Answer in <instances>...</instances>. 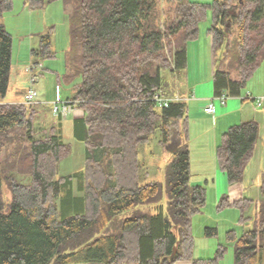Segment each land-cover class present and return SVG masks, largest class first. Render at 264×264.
Instances as JSON below:
<instances>
[{"label":"trees","instance_id":"16d2710c","mask_svg":"<svg viewBox=\"0 0 264 264\" xmlns=\"http://www.w3.org/2000/svg\"><path fill=\"white\" fill-rule=\"evenodd\" d=\"M50 1L29 3L40 7ZM75 2L78 24L72 35L78 41L81 80L67 100L83 112L72 120V134L84 143V168L58 176L60 162L71 153L62 138L60 117L57 126L44 129L43 137L36 138L37 102H0V148L16 141L13 159L20 155L18 147L30 158L22 170L16 160L11 166L16 173L29 175L28 184L0 169V264H173L191 259V217L204 205L206 194L202 186L190 183L187 106L183 99L159 107L154 98L175 93L164 74H179L186 68L187 43L197 38L208 9L212 14L208 33L219 56L212 77L213 96H240L264 63V0H213L211 4L176 0L173 14L165 19L166 32L160 29L157 0ZM11 7L12 0H0V100L7 92L12 47L1 17ZM233 26L238 52L235 77L222 68ZM171 36L177 40L172 63L164 53V41ZM48 44V36L41 37L42 54H49ZM58 92L60 96L59 87ZM258 128V122L248 120L220 135L216 161L230 184L242 180ZM157 130L161 144L177 147L170 151L164 185L142 183L140 175L139 146ZM4 185L10 198L5 197ZM261 193L258 226L240 237L234 231L227 233L234 244V264H264V172ZM248 202L231 203L223 197L219 208L230 204L243 208ZM126 212L129 216L115 221ZM215 232L206 228L208 235ZM225 253L226 247L219 245L213 258L192 259V264H220Z\"/></svg>","mask_w":264,"mask_h":264},{"label":"rangeland","instance_id":"374dc122","mask_svg":"<svg viewBox=\"0 0 264 264\" xmlns=\"http://www.w3.org/2000/svg\"><path fill=\"white\" fill-rule=\"evenodd\" d=\"M157 1L161 12L160 29L166 32L165 19L173 14L176 0ZM187 1L202 4L213 2V0ZM75 10V0L67 2L53 0L40 7H32L29 0H12V7L5 10L1 17L5 30L11 35L12 47L7 92L0 102L22 103L25 92L29 89L35 90L37 103L34 105L36 112L34 135L36 138L43 137L44 129H49L58 124L57 116L51 110L55 99V87H60L61 100L65 101L72 98L74 88L81 80L78 71L80 63L78 41L72 35V29L78 24ZM211 22L212 14L211 10L208 9L205 18L198 25L197 38L187 43L188 64L180 72L183 73V81L178 86V91L184 96L180 93H174L180 97L183 96L187 106L188 128H190V183L200 185L205 189L206 200L204 205L191 217L193 237L191 259H179L173 264H192V259L213 258L219 245L226 247V253L220 264H234V244L228 241L227 233L234 231L237 237H240L246 231L256 228L258 226L259 203L263 197L261 183L264 172V108L261 110L254 108L251 106L254 101L249 99L241 102L250 105L249 109L252 115L244 120L258 122V137L252 158L244 170L242 180L230 184L227 175L219 169L215 155L216 145L220 140V128L224 127L225 119H219L216 122L215 116L219 113L212 115L203 113L202 101H198L200 100L198 96L194 99L188 93V89L193 88L192 80L196 82L198 78H201L202 82L194 89L196 95L207 94V97L204 98H209V101L210 98H213L216 112L237 98L228 97L226 104H220L217 97L213 96L212 80L205 81L214 73L216 60L219 57L213 50L211 36L208 33ZM228 23L231 26L230 22ZM46 35L49 38V54L45 55L46 52L42 54L40 47L41 37ZM171 37L164 41V53L169 60L171 59L170 62L172 63V54L177 40L175 36ZM236 37L237 29L233 26L228 51L226 53L224 49L223 53L225 60L222 68L228 70L233 77L237 76ZM164 75L167 80L172 78V75L168 73ZM263 91L264 63H260L252 77L246 82L238 98L245 97L248 92H253V96H258L256 93ZM82 115V110L74 105L73 110L61 118L62 138L66 144L71 146V153L60 162L58 176L68 175L84 168V143L77 141L72 134V120ZM211 131L216 133V144ZM160 139L161 135L157 130L148 143L139 146V159L143 165L140 170L142 183L157 181L165 184L166 163L170 159L171 150L175 148V145L165 146L159 142ZM16 145L19 143L14 141L10 145L6 143L5 147L0 148V169L3 170V173L16 176L18 182L28 184L30 182L29 175H20L16 173V169L11 167L15 164L12 162L16 160V167L22 170L23 167L28 166L30 161L27 152L22 147H18L20 155L13 159ZM75 192L78 193L77 190ZM4 194L5 197L9 196L10 198V191L5 185ZM223 197H227L231 203L241 199H247L249 202L243 208L232 204L223 205L219 208ZM165 202L166 192L164 188L162 201L164 210ZM129 214L130 212L123 213L115 221L129 216ZM206 228H214L216 232L213 235H208Z\"/></svg>","mask_w":264,"mask_h":264},{"label":"crops","instance_id":"0c3cea01","mask_svg":"<svg viewBox=\"0 0 264 264\" xmlns=\"http://www.w3.org/2000/svg\"><path fill=\"white\" fill-rule=\"evenodd\" d=\"M187 64H188V62H187ZM172 77V78H171ZM170 78V80H169V87H171V88H173L172 90H173V92L175 91V93H180L179 91H178V86H179V83L181 82V81H183V73H180V74H174V75H172ZM212 77H213V74H212V76H209L208 78H206L205 79V81H211L212 80ZM187 80V79H186ZM188 81V80H187ZM196 81V80H195ZM172 82H174V84H172ZM202 81H201V78H198L197 79V81L196 82H194V80H192V84H193V88H189L188 89V93H189V95L192 97V98H194V99H196V98H198V99H200V100H198V101H202L201 102V104L203 105L202 107H203V113H206V114H210V113H207V112H205L204 111V107L207 105V103H208V99H205L204 97H207V94H202V95H196V92H195V88L196 87H198V84H200ZM182 83V82H181ZM188 84V83H187ZM213 84V83H212ZM172 86H174V87H172ZM59 87V86H58ZM59 90H60V87H59ZM61 91V90H60ZM253 93V92H252ZM262 93H264V91L263 92H259V93H256L258 96L259 95H262ZM181 94V93H180ZM181 95H183V94H181ZM184 96V95H183ZM183 96H181V97H183ZM198 96V97H197ZM183 99H184V97H183ZM235 99V101H233V102H230V103H228L223 109H220L219 111H217V112H215V114H217V113H219V115H217V116H215V118H217L216 119V122H218L219 121V119L221 120H224V127H221L220 128V131H221V134L228 128V127H230V126H232V125H234V124H238V123H240V122H244V121H248V120H244L245 118H247V117H249L250 115H252V112L250 111V109H249V104L248 103H241V102H243L244 100H246L245 98L243 99L242 97L241 98H234ZM184 101V100H183ZM207 102V103H206ZM227 103V102H226ZM251 106H253L254 108H258L259 110H261L262 108H259V107H257L256 106V104L255 103H253V105L251 104ZM222 108V107H221ZM253 110H255V109H253ZM200 113H202V112H200ZM210 115H212V114H210ZM260 116H261V114H260ZM189 117V116H188ZM190 118V117H189ZM239 118V119H238ZM235 119H237V120H235ZM189 131H190V128H189ZM212 133H213V138H214V143L216 144V141L217 140H215L216 138V133H214V131H211ZM220 134V135H221ZM190 135V134H189ZM189 144H190V138H189Z\"/></svg>","mask_w":264,"mask_h":264},{"label":"built area","instance_id":"2783aa9c","mask_svg":"<svg viewBox=\"0 0 264 264\" xmlns=\"http://www.w3.org/2000/svg\"><path fill=\"white\" fill-rule=\"evenodd\" d=\"M228 97H229L228 95L223 93L217 96V101L220 104L224 105L226 104ZM35 98H36V91L33 89H29L25 92L22 103L25 105H31L36 102ZM245 98L254 101L257 107L264 108V95L253 96L252 93L248 92ZM154 100L157 102L159 107H162V106H167L169 105V103L172 102H179L183 100V98L176 94L170 96L160 94V95H156ZM73 102L74 101L72 100L62 101L59 96L58 87H56V96L51 106L52 113L60 118L64 117L66 114H68L73 110L74 107ZM204 111L210 114H214L216 112V106L213 103V98H210V101L204 107Z\"/></svg>","mask_w":264,"mask_h":264},{"label":"water","instance_id":"95a60500","mask_svg":"<svg viewBox=\"0 0 264 264\" xmlns=\"http://www.w3.org/2000/svg\"><path fill=\"white\" fill-rule=\"evenodd\" d=\"M177 147L173 148L171 151H176ZM177 252V248H174L173 253H172V257L175 255V253Z\"/></svg>","mask_w":264,"mask_h":264},{"label":"bare ground","instance_id":"6f19581e","mask_svg":"<svg viewBox=\"0 0 264 264\" xmlns=\"http://www.w3.org/2000/svg\"><path fill=\"white\" fill-rule=\"evenodd\" d=\"M262 95H264V94H262ZM243 99L245 98V97H242ZM246 99V98H245Z\"/></svg>","mask_w":264,"mask_h":264}]
</instances>
